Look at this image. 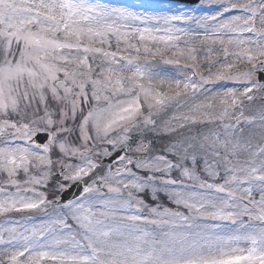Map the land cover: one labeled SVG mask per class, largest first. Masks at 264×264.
I'll return each instance as SVG.
<instances>
[{
    "label": "snow or ice",
    "instance_id": "1",
    "mask_svg": "<svg viewBox=\"0 0 264 264\" xmlns=\"http://www.w3.org/2000/svg\"><path fill=\"white\" fill-rule=\"evenodd\" d=\"M193 3L0 0V264H264V0Z\"/></svg>",
    "mask_w": 264,
    "mask_h": 264
},
{
    "label": "rangeland",
    "instance_id": "2",
    "mask_svg": "<svg viewBox=\"0 0 264 264\" xmlns=\"http://www.w3.org/2000/svg\"><path fill=\"white\" fill-rule=\"evenodd\" d=\"M106 3H110L116 6H126L131 7L135 11H146L152 14H171L177 10H186L192 7H185L179 4H170L167 2L153 1V0H104ZM196 7V6H194ZM170 74V73H166ZM264 101L256 100L251 105L248 106V111L246 114H255ZM249 131H254L253 129H246V135ZM258 140V137L256 138ZM3 218H0L2 221Z\"/></svg>",
    "mask_w": 264,
    "mask_h": 264
},
{
    "label": "water",
    "instance_id": "3",
    "mask_svg": "<svg viewBox=\"0 0 264 264\" xmlns=\"http://www.w3.org/2000/svg\"><path fill=\"white\" fill-rule=\"evenodd\" d=\"M168 1H174V2H179V3H183L185 5H194L195 3H193V0H168ZM43 138V136H41V139Z\"/></svg>",
    "mask_w": 264,
    "mask_h": 264
}]
</instances>
